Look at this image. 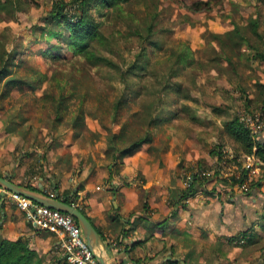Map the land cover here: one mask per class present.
Masks as SVG:
<instances>
[{
	"label": "rangeland",
	"instance_id": "obj_1",
	"mask_svg": "<svg viewBox=\"0 0 264 264\" xmlns=\"http://www.w3.org/2000/svg\"><path fill=\"white\" fill-rule=\"evenodd\" d=\"M195 2L201 10L189 8ZM51 6L52 0H0V145L30 150L50 140L54 144L57 137L70 138L97 154L111 144L105 159L110 165L114 148L121 150L149 129L153 141L143 147L161 162L168 158L185 186L192 171L208 170L200 176L207 178L206 191L218 188L228 195V187L247 193L248 182L230 187L223 180L239 174L238 158L246 159L251 178L264 185V163L253 154L237 156L241 149L226 125L240 120L244 111L264 114V60L256 57L257 51L264 52V0H128L112 14L106 29L109 45H96L98 54L112 58L123 71L147 52L141 63L150 60L148 69H138L125 81L117 69L77 60L66 47L57 51L61 59L45 55L64 45L58 37L41 35ZM151 15L156 19L150 20ZM148 24L154 25V34L146 39ZM236 27L245 39L232 35ZM187 49L190 58L177 63L178 53ZM12 77L23 83L3 96L4 83ZM121 97L125 102L115 116L114 104ZM113 133L120 135L117 141H111ZM93 152L88 161L94 160ZM48 155L51 169L56 160ZM84 161L77 167L83 169ZM137 176L141 181L139 174L130 181ZM259 210L253 241L220 246L219 264H264V209Z\"/></svg>",
	"mask_w": 264,
	"mask_h": 264
},
{
	"label": "crops",
	"instance_id": "obj_2",
	"mask_svg": "<svg viewBox=\"0 0 264 264\" xmlns=\"http://www.w3.org/2000/svg\"><path fill=\"white\" fill-rule=\"evenodd\" d=\"M57 138L54 144L50 140L30 150L0 145L1 176L29 184L34 191L52 190L61 199L77 192L76 203L85 208L106 245L105 264H219L220 246L228 247L231 237L251 226L264 205L263 188L248 194L227 187L228 195L218 188L200 190L180 200L179 192L188 182L185 186L168 158L163 165L145 144L120 159L119 165L115 161L107 165L108 148L95 154L73 139ZM89 152L94 153L93 161L87 159ZM50 153L56 160L51 169ZM83 160L81 169L77 165ZM136 174L142 180L131 185ZM9 197V191L0 187V240L22 239L39 253L43 264H67L63 235L41 229Z\"/></svg>",
	"mask_w": 264,
	"mask_h": 264
},
{
	"label": "trees",
	"instance_id": "obj_3",
	"mask_svg": "<svg viewBox=\"0 0 264 264\" xmlns=\"http://www.w3.org/2000/svg\"><path fill=\"white\" fill-rule=\"evenodd\" d=\"M127 2L128 0H52V6L45 17L46 23L44 28H42L41 35L43 37L45 35L54 38L58 37L59 42L64 43V45L60 44L59 46H62V48L57 49L54 53L51 51V49H47L45 55L51 58L57 57L58 59H61L63 56L57 54V51L63 50L66 47L72 53L73 58L77 60L79 59L84 63L92 65L95 64L96 66L103 64L117 69L121 74L124 75L121 79L123 81L127 80V75H131V77L135 75L138 69H148L150 60L141 63L142 60L148 56L147 52L145 51L142 53L143 56L141 59L132 61L129 64L127 70L123 71L112 58L100 55L96 50L97 44L102 45L103 47L109 45L111 38L110 35L106 33V29L111 27V23L113 22L112 14L114 12H121L123 10V6ZM189 8L194 11L201 10L200 3L197 2L190 4ZM156 17V15H151L150 20H155ZM153 26V24H148L149 34L147 35L146 39H149L153 36ZM253 26L254 32L257 33L258 23L254 22ZM239 34L238 27H236L235 32L232 35L234 37L238 35L242 39H245ZM189 50L190 49L183 50L178 53L179 58L176 59L177 63L185 64L187 62V59L190 58ZM16 54H18V52ZM256 57H260L264 60V52L257 51ZM1 73L7 74L3 71H1ZM175 75H177V72L173 73V76ZM4 76L6 75H2V77ZM22 83V79L17 77L7 79L4 83L5 91L3 96H10L12 94V90ZM132 85L133 81L129 83V86ZM64 98L65 97H61L59 102L63 104L62 100H64ZM124 102L125 100L123 97L115 102V116L118 115L119 109L124 105ZM151 122L155 123L156 119L152 118ZM226 125L229 136L235 143L238 144L236 149H241V152L237 151V156H241L242 154H253L264 163V138H259L260 134H253L251 130L241 120H239V118L229 121L226 123ZM119 137V134L113 133L111 141H117ZM152 141V131L148 129L144 134V137L132 142L130 145L122 148L121 150L117 147L114 148V152L112 151V157L115 161H117L118 159H122L132 154L143 144L151 143ZM109 146L111 147V144H108L107 154L110 152ZM222 152L223 149L220 148L218 152L219 159L223 158L224 154ZM238 164L241 168V170L238 171L239 174L231 176L230 180L223 179L224 182L232 187L237 184L242 185L247 181L249 183V189L247 192L248 194H251L257 188L262 189L264 185L262 184L261 180H255L254 177L251 178L249 175V169L243 168L241 165L242 163L239 161ZM0 175L2 174L0 173ZM191 176H193V179L191 180L189 178L188 185L179 192L180 200L189 199L200 190L203 192H208L204 188V184H206L204 179H207L206 176L201 178L199 172L194 171L190 173V177ZM55 185L57 184L55 183ZM25 186L31 190H35V188L29 184ZM76 195L77 192L72 196L64 197L63 200L68 203H76ZM80 209L86 215L85 208L80 206ZM258 213L259 218H261L260 214H262V211ZM251 226L250 229L240 231L234 237H231V241L244 240L245 242L247 241L246 243L252 242L256 236V233L254 231V225L252 224ZM0 264H43V260L39 253L30 248V246H28L24 240L19 239L14 241L2 239L0 240Z\"/></svg>",
	"mask_w": 264,
	"mask_h": 264
},
{
	"label": "built area",
	"instance_id": "obj_4",
	"mask_svg": "<svg viewBox=\"0 0 264 264\" xmlns=\"http://www.w3.org/2000/svg\"><path fill=\"white\" fill-rule=\"evenodd\" d=\"M240 120L253 134L257 135L263 133L264 114L260 112L250 114L248 111H244L240 115ZM230 152L226 151V154L233 159L234 156L231 155ZM238 160L239 162H242V164L244 163L245 168L250 171L251 167L247 165L248 163H246V159H244V162L242 158H238ZM209 173L208 170L199 171L200 176ZM140 182L141 181L137 176L132 184L138 185ZM246 182L241 186L246 187ZM43 191L49 196H56L52 190L43 189ZM9 196L11 202L16 204L18 208L22 209L26 213L27 218L36 223L41 229L57 232L63 235L62 248L67 264H100L95 257L96 250L89 246L82 227L73 215L42 205L15 192L9 191ZM75 204L80 207L79 204Z\"/></svg>",
	"mask_w": 264,
	"mask_h": 264
},
{
	"label": "water",
	"instance_id": "obj_5",
	"mask_svg": "<svg viewBox=\"0 0 264 264\" xmlns=\"http://www.w3.org/2000/svg\"><path fill=\"white\" fill-rule=\"evenodd\" d=\"M0 187H3L7 191L24 195L25 197L42 205L73 215L82 227L89 246L96 250V259L100 264H105L103 251L106 245L103 242L102 235L88 218V216L81 211L78 205L75 203H68L61 199L58 195L49 196L44 193L43 189L41 191L31 190L26 186L13 182L8 176L0 175Z\"/></svg>",
	"mask_w": 264,
	"mask_h": 264
}]
</instances>
